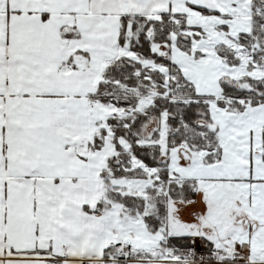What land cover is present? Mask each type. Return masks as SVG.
<instances>
[{
    "label": "snow or ice",
    "instance_id": "1",
    "mask_svg": "<svg viewBox=\"0 0 264 264\" xmlns=\"http://www.w3.org/2000/svg\"><path fill=\"white\" fill-rule=\"evenodd\" d=\"M0 264H264V0H0Z\"/></svg>",
    "mask_w": 264,
    "mask_h": 264
}]
</instances>
